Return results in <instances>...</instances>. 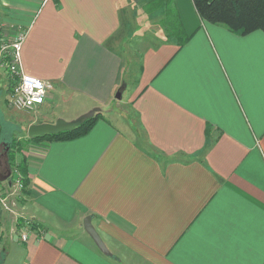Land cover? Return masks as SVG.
<instances>
[{
	"label": "crops",
	"instance_id": "0c3cea01",
	"mask_svg": "<svg viewBox=\"0 0 264 264\" xmlns=\"http://www.w3.org/2000/svg\"><path fill=\"white\" fill-rule=\"evenodd\" d=\"M153 1L0 0L5 36L26 28L23 70L52 83L32 122H53L60 101L66 119L104 109L87 134L39 141L26 159L19 215L0 217V264H264V31L234 33L174 0L171 36L158 4L117 126L105 115L125 91L113 37Z\"/></svg>",
	"mask_w": 264,
	"mask_h": 264
},
{
	"label": "rangeland",
	"instance_id": "374dc122",
	"mask_svg": "<svg viewBox=\"0 0 264 264\" xmlns=\"http://www.w3.org/2000/svg\"><path fill=\"white\" fill-rule=\"evenodd\" d=\"M2 9L5 8L0 5V19H2V12H4ZM151 9L154 11L156 7H153V5L150 4L147 7L148 12L151 11ZM158 14L159 13L156 9V11H154L149 17L145 16V18L144 16L139 15L138 18L136 17L130 22L127 29L124 28V30L119 31L113 37L114 44L118 47L123 56V77L125 80L124 93L123 91L117 89L115 91V98L109 106L110 111L105 112L106 117L114 125L122 126L123 122L125 123L127 121L125 110L128 109V106L131 107L130 104L127 103V100L132 89H134L136 74L140 67L141 50L144 48L146 41L150 39V34L160 29L159 22L161 23L164 20L162 19V16H158ZM118 91H120L121 98L116 96ZM8 99L9 96L6 92V80L3 77H0V173L2 175L10 173L8 178L12 180V170L8 168L9 165L12 166V164L10 163L8 157H10L14 148H16L15 157H17L16 159L18 160L24 159L26 161L30 155L36 153L39 142L30 139L31 137L28 135V127L33 123V118H39L42 120L43 117L39 111L27 112L10 108L7 103ZM61 105L62 101H60L59 106L56 104L53 106L52 104L53 107L51 108V112L54 114L53 117L56 116L55 120L59 117H63L62 114L64 111ZM68 105V103H65L64 107ZM36 115L38 116L36 117ZM15 143H17L18 146H16ZM31 217L25 218L30 219L32 223ZM15 264H18L16 260Z\"/></svg>",
	"mask_w": 264,
	"mask_h": 264
},
{
	"label": "trees",
	"instance_id": "16d2710c",
	"mask_svg": "<svg viewBox=\"0 0 264 264\" xmlns=\"http://www.w3.org/2000/svg\"><path fill=\"white\" fill-rule=\"evenodd\" d=\"M164 3L165 27L168 35H180L181 23L174 0H155L151 5ZM199 16L210 23L219 24L237 34H247L255 30L264 31V0H193ZM185 40V35H181ZM104 109L96 112L91 118L84 120L71 130H63L59 133L35 136L30 139L35 141L70 140L87 134L96 121L103 117ZM16 146L17 143H15ZM13 145V146H15ZM15 150L8 157L12 164L11 170L18 169L23 176L24 185L27 184L26 174L28 165L24 159H16ZM11 151V150H10ZM11 159V160H10Z\"/></svg>",
	"mask_w": 264,
	"mask_h": 264
},
{
	"label": "built area",
	"instance_id": "2783aa9c",
	"mask_svg": "<svg viewBox=\"0 0 264 264\" xmlns=\"http://www.w3.org/2000/svg\"><path fill=\"white\" fill-rule=\"evenodd\" d=\"M0 25V77L6 80L8 106L22 111L32 112L42 104L52 89V83L41 77L27 73L21 66V45L26 36V28L19 25L16 34L8 38ZM11 185L6 188L0 180V217L5 211L19 215L15 210V201L24 182L18 169L11 171ZM26 226L18 240L25 242L30 236L31 220L25 218Z\"/></svg>",
	"mask_w": 264,
	"mask_h": 264
},
{
	"label": "water",
	"instance_id": "95a60500",
	"mask_svg": "<svg viewBox=\"0 0 264 264\" xmlns=\"http://www.w3.org/2000/svg\"><path fill=\"white\" fill-rule=\"evenodd\" d=\"M120 91L117 92V97H120ZM101 110L102 108L97 106L84 112L79 117H76L74 119H66L63 117H59L53 122L32 123L28 127V135L29 137L44 136L46 134L59 133L63 130H71L77 125L81 124L84 120L93 117L96 112H99ZM9 175L10 173H8L7 175H2L0 173V180L2 181L8 179ZM83 225L85 231L92 237L98 248L104 254L111 255L112 251L109 249L100 232L92 222V215L88 214L84 217Z\"/></svg>",
	"mask_w": 264,
	"mask_h": 264
},
{
	"label": "flooded vegetation",
	"instance_id": "af4514ba",
	"mask_svg": "<svg viewBox=\"0 0 264 264\" xmlns=\"http://www.w3.org/2000/svg\"><path fill=\"white\" fill-rule=\"evenodd\" d=\"M7 150H8V148H7ZM0 164H1V161H0ZM8 168H10L11 169V166L9 165V167Z\"/></svg>",
	"mask_w": 264,
	"mask_h": 264
}]
</instances>
